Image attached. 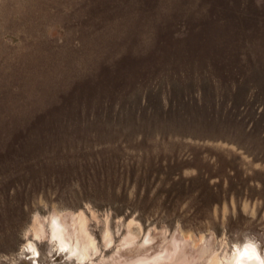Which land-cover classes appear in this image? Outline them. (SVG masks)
Returning <instances> with one entry per match:
<instances>
[{"label":"rangeland","instance_id":"1","mask_svg":"<svg viewBox=\"0 0 264 264\" xmlns=\"http://www.w3.org/2000/svg\"><path fill=\"white\" fill-rule=\"evenodd\" d=\"M227 9L0 0V264L264 260V0ZM201 25L214 66L174 55Z\"/></svg>","mask_w":264,"mask_h":264},{"label":"trees","instance_id":"2","mask_svg":"<svg viewBox=\"0 0 264 264\" xmlns=\"http://www.w3.org/2000/svg\"><path fill=\"white\" fill-rule=\"evenodd\" d=\"M200 1V0H199ZM218 7V9L228 11L227 6H228V0H208V7ZM209 11V10H208ZM255 21H257L254 18ZM207 29L208 26L207 24L204 25ZM204 26L201 25L199 26V29L194 33L195 35L198 36L197 40H188L191 43L185 48L184 52L183 51L178 53L175 52L174 55L178 59V61H186V60H192V61H201L204 64L214 66L217 62H219V56L216 52L220 47H224L230 44H234L235 46V41L232 39L231 43L227 42L223 38V34L219 33L218 31L211 32V30L204 29ZM243 27V26H242ZM243 29V28H242ZM244 30V29H243ZM205 31L207 33H205ZM188 32H186L187 34ZM260 30H257L255 28H250L249 33L247 34L245 38V42L250 40V44L259 42L260 40H257L261 36ZM189 37V34L187 35ZM244 40V37H242ZM238 43V41H236ZM190 46V47H189ZM181 57H184L185 59H182ZM253 69V68H252ZM252 69L250 70V74H252ZM214 83L218 84V79L217 81H214Z\"/></svg>","mask_w":264,"mask_h":264},{"label":"bare ground","instance_id":"3","mask_svg":"<svg viewBox=\"0 0 264 264\" xmlns=\"http://www.w3.org/2000/svg\"><path fill=\"white\" fill-rule=\"evenodd\" d=\"M61 226L62 222L60 219L56 216L53 217L52 236L56 237L59 245L65 249L68 246V242L63 238ZM30 246L32 247V245ZM71 251H73L72 248ZM34 252H37L36 248H34ZM86 254L87 253L83 248L79 250V255L81 258H84ZM229 264H264V260L262 259L258 249L252 243L246 242L241 244V246H237L233 258Z\"/></svg>","mask_w":264,"mask_h":264}]
</instances>
